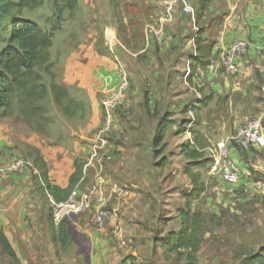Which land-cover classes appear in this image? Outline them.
<instances>
[{"label":"rangeland","instance_id":"1","mask_svg":"<svg viewBox=\"0 0 264 264\" xmlns=\"http://www.w3.org/2000/svg\"><path fill=\"white\" fill-rule=\"evenodd\" d=\"M31 1L9 14L52 32L50 73L40 68L47 86L52 79L60 83L62 55L81 42L93 43L98 54L116 60L130 85L108 134L109 143L119 145L110 159L92 156L91 146L104 122L103 100L116 83L93 99L74 89L73 96L69 93L72 101L63 105L46 96L41 100L46 116L39 121L42 131L25 123L16 101L10 115H0V176L15 173L10 169L19 160L23 161L19 173L30 174L5 199L6 205L13 203L7 216L9 240L20 264H184L178 251L161 246L171 231H179L181 212L188 213L197 229L194 264H264V145L236 148L241 172L236 184H227L211 172L208 160L193 167L202 190L191 196L192 182L184 173L188 159L181 153L187 146L206 158L208 145L247 120L259 119L264 131V0H213L205 7L201 0H185L194 9L193 18L181 0H77L70 8L67 0ZM8 2L0 0V5ZM8 16L0 11V43L7 40ZM107 30L113 31L112 39L107 38ZM196 36L212 48L243 38L253 46L250 59L261 65L249 74L215 78L221 88L214 91L202 79L205 72L199 73L204 68L186 73L195 55ZM42 138L71 146L76 140L82 146L72 163L73 171L74 164L82 172L87 170L80 190L100 182L109 211L118 213V200L137 187L129 180L136 172L137 184L149 182L142 196L152 211L145 220H130L136 232L127 231L129 243H119L114 227L92 223L93 205L82 213L56 217L58 203L51 201L47 181L40 179L41 170L32 164L42 156L30 142L40 144ZM131 146L137 150L138 170L127 154ZM129 208L125 214H130ZM61 219L72 237L67 249L51 241L50 221L57 236ZM0 252V264H14Z\"/></svg>","mask_w":264,"mask_h":264},{"label":"trees","instance_id":"2","mask_svg":"<svg viewBox=\"0 0 264 264\" xmlns=\"http://www.w3.org/2000/svg\"><path fill=\"white\" fill-rule=\"evenodd\" d=\"M8 1L4 6L0 5V11L5 15H9L8 20L11 22L7 32V40L0 47V111L2 110L0 115H10L12 106L16 101V105L19 107V114L25 123L42 131L43 128L39 126V121L44 120L46 116L41 100L50 95L55 105H63L64 101L69 103L72 98L67 88L62 84L52 79L49 86H47L42 81L40 68L43 66L44 72L50 73L49 49L52 45V32L43 31L31 20L9 14L13 9L20 10L30 6L32 1ZM67 1L69 2L68 8L77 3V0ZM212 1L201 0V4L205 7ZM60 12L59 15L61 14ZM195 46V55L191 59L188 75L193 74L196 69L204 68L210 64L212 45L203 42L200 36H196ZM181 153L188 159L184 173L192 182V189L188 196L198 195L202 187L199 184L198 175L192 169L197 165L203 164L208 159L203 158L196 148L183 146ZM32 164L41 170L40 179L47 181L45 190L48 191L51 201L55 204L68 200L83 175L81 166L74 164V171L69 177L68 186L63 188L48 181V171L43 159L34 158ZM180 216L182 224L179 231H171L162 240L161 246L168 252L178 251L179 259L182 260L184 258L186 260L184 264H194V254L199 244L197 229L191 224L187 212H181ZM57 226L58 235L55 236V224L53 220L50 221L51 241L54 244H59L62 249H67L72 243L68 225L64 219H61ZM0 249L14 264H20L15 250L2 232H0Z\"/></svg>","mask_w":264,"mask_h":264},{"label":"crops","instance_id":"3","mask_svg":"<svg viewBox=\"0 0 264 264\" xmlns=\"http://www.w3.org/2000/svg\"><path fill=\"white\" fill-rule=\"evenodd\" d=\"M232 41L233 40L229 39L226 45L220 43L217 46H214L212 48L210 64L204 67L205 70L199 69V73H201L202 71L205 72V76L202 79L208 81L211 85V89H213L214 91H219V88H221L220 83L215 81V78L221 77L223 80L228 79L226 77L227 75L222 72L220 60L221 56L225 54L229 49ZM0 44L2 45V43ZM252 47V45H249V50L239 60V71L237 75H240L242 73L249 74L254 68L261 65V63H255L254 60L250 59V57H252V55L254 54H252V52H254ZM60 49L62 48L60 47ZM64 49L65 48H63V50ZM214 55H216L215 58H213ZM121 72L122 68L116 60L106 55L98 54L93 43L81 42L77 45L76 48H73L70 53H66V55L64 53V55H62V75L59 84H62L64 87H66L71 96H73L71 93L74 89H81L87 93V97L89 99H93L94 96H96L98 93H103L106 88L114 85L119 80ZM220 74L222 75L219 76ZM2 139L3 136H0V142H2ZM42 139L43 140L40 142V144L35 142L30 143L35 145L36 148L40 149L42 159L47 165L48 176L51 183L65 188L68 186L69 177L73 171V158L74 156H76V153L80 151L82 146H80L76 140L72 141V146L71 143H66V146V144H59L57 142L49 143L47 138ZM120 146L122 147V145ZM117 147L114 143H111L109 146L110 152L114 153L115 149H118ZM121 147H119V149H121ZM128 151L129 153H127V150L125 152L127 154H130V163H132L134 167L136 166V169L138 170L137 166L139 167V165H137L136 161L137 150H133L131 146L128 148ZM92 160L87 161V163L85 164L86 168L91 164ZM115 166V170L120 169L118 165ZM86 171L87 170L85 169L80 181L73 190L77 194L86 192L88 190H80L83 181L87 177ZM118 171H121V169ZM29 176L30 174L27 172H24L23 174L15 172L6 173L4 176H1L0 179V232H2L6 236L10 244H12V242L9 240V220L7 216L8 212L13 206V203H9L8 205H6L5 199L8 195H12L14 190L17 191V187L20 186L21 181L26 180ZM129 180L137 187L128 192H125L126 194L118 200V208L120 212L118 209V213H116V211L114 213L107 209L109 214L112 216L113 221H116L121 230L127 233H124L125 235H131L128 232H136V229L134 228L135 224L130 222L131 219L145 220L152 211L151 204L148 203L142 196V191H147L145 187L149 186V182L144 179L142 183L137 184V172L135 173V176H132V178H130ZM139 185H143V187L139 188ZM103 189L105 190V193L109 192L106 187H104ZM128 208L132 211L130 212V214H125L124 211H126ZM110 226L111 225H106V227ZM0 251L2 250L0 249Z\"/></svg>","mask_w":264,"mask_h":264},{"label":"built area","instance_id":"4","mask_svg":"<svg viewBox=\"0 0 264 264\" xmlns=\"http://www.w3.org/2000/svg\"><path fill=\"white\" fill-rule=\"evenodd\" d=\"M183 9L186 13L194 17V9L188 5L185 0H181ZM107 30L106 36L110 39ZM113 33V31H111ZM112 39V36H111ZM249 50V42L245 39H236L231 42L229 49L221 56L220 66L225 75H234L239 71V60ZM190 62L187 63L189 65ZM190 68H186L188 74ZM129 79L127 74L122 71L119 80L114 87L108 92L103 100V115L104 122L101 128L97 131L96 139L91 146L92 156L97 154L103 155L107 159L111 158L109 149L110 143L108 134L112 129L113 117L116 109L123 104L127 98L129 90ZM264 89V87H263ZM264 145V131L259 119H251L245 121L243 124L235 128V130L224 138H221L212 144L208 145L205 151V157L210 162V170L217 174L225 183L236 184L241 178V172L236 159V148L248 150ZM23 161L19 160L10 170L19 172ZM1 177V176H0ZM103 195L100 182L93 184L86 192L77 194L72 191L68 200L58 203V211L56 217L62 218L63 216H72L76 213H82L89 209L91 205L94 206L92 215V223L99 228L106 225L114 227L115 237L119 243L125 245L130 242L116 222H113L112 216L105 208L106 200Z\"/></svg>","mask_w":264,"mask_h":264},{"label":"bare ground","instance_id":"5","mask_svg":"<svg viewBox=\"0 0 264 264\" xmlns=\"http://www.w3.org/2000/svg\"><path fill=\"white\" fill-rule=\"evenodd\" d=\"M109 35H110V38H111V36H112V32L111 31L109 32Z\"/></svg>","mask_w":264,"mask_h":264}]
</instances>
